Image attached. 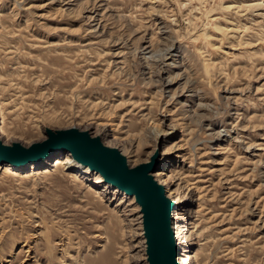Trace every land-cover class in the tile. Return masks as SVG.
I'll use <instances>...</instances> for the list:
<instances>
[{
  "label": "rangeland",
  "instance_id": "374dc122",
  "mask_svg": "<svg viewBox=\"0 0 264 264\" xmlns=\"http://www.w3.org/2000/svg\"><path fill=\"white\" fill-rule=\"evenodd\" d=\"M46 127L129 166L155 154L188 264H264V0H0V140ZM143 249L133 198L69 153L0 164V264H146Z\"/></svg>",
  "mask_w": 264,
  "mask_h": 264
},
{
  "label": "water",
  "instance_id": "95a60500",
  "mask_svg": "<svg viewBox=\"0 0 264 264\" xmlns=\"http://www.w3.org/2000/svg\"><path fill=\"white\" fill-rule=\"evenodd\" d=\"M44 135L43 140L26 147L18 142L4 144L0 140V164L22 166L27 162H40L55 151L69 153L73 161L98 174L102 182L133 198L140 214L146 264H179L170 225L175 203L151 174L155 154L148 161L129 166L117 148L104 145L98 136H91L85 130L46 127Z\"/></svg>",
  "mask_w": 264,
  "mask_h": 264
},
{
  "label": "bare ground",
  "instance_id": "6f19581e",
  "mask_svg": "<svg viewBox=\"0 0 264 264\" xmlns=\"http://www.w3.org/2000/svg\"><path fill=\"white\" fill-rule=\"evenodd\" d=\"M14 136L12 135V134H10V136L8 137V138H6L5 140H3V142H5V141H8V140H10V139H12ZM45 158H47V157H45ZM44 159V158H43ZM42 159V160H43ZM4 163H6V162H4ZM27 163H29V162H27ZM27 163H25V164H23V165H26ZM35 163H37V162H35ZM8 164V163H7ZM31 164V163H30ZM22 165V166H23ZM170 216H171V213H170ZM173 228H174V225H173ZM173 228H172V223H171V229L173 230ZM173 234H174V230H173ZM173 237H174V239H175V235H173ZM177 238V237H176ZM178 240V239H177ZM175 242H176V239H175ZM177 244H179V243H177L176 242V245ZM188 256H185L184 254H183V256H181V258H180V255H179V257H178V263L179 264H188L190 261H189V259L190 258H187Z\"/></svg>",
  "mask_w": 264,
  "mask_h": 264
}]
</instances>
